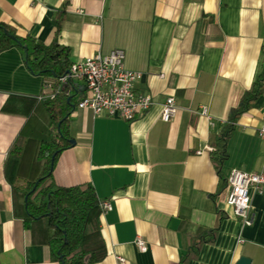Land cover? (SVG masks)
<instances>
[{
    "label": "crops",
    "instance_id": "obj_1",
    "mask_svg": "<svg viewBox=\"0 0 264 264\" xmlns=\"http://www.w3.org/2000/svg\"><path fill=\"white\" fill-rule=\"evenodd\" d=\"M0 20L45 43L56 36L71 62L123 49L125 66L142 71L137 91L154 99L132 120L77 106L68 114L74 142L45 183H90L111 202L98 215L106 255L90 264H119L118 255L124 264H178L185 253V264H234L240 255L264 264V183L250 189L251 223L226 202L232 168L264 171V92L235 121L220 173L210 153L261 68L264 0H0ZM55 79L33 73L15 46L0 52V264H58L45 221L27 218L23 190L43 167L37 146L49 135L50 98L38 95ZM72 82L78 100L88 88ZM167 96L177 110L163 120ZM209 227L213 239L195 252L192 242Z\"/></svg>",
    "mask_w": 264,
    "mask_h": 264
},
{
    "label": "trees",
    "instance_id": "obj_2",
    "mask_svg": "<svg viewBox=\"0 0 264 264\" xmlns=\"http://www.w3.org/2000/svg\"><path fill=\"white\" fill-rule=\"evenodd\" d=\"M56 32L59 29L57 22ZM8 30L15 38L5 33ZM19 41V43L17 42ZM17 47L33 73L57 78L67 71L71 61L67 47L61 45L56 36L45 43L31 34L20 35L16 27L0 20V52L6 48ZM26 47V53L24 51ZM78 86L72 81L65 84L53 98L46 100L45 106L50 116V128L47 138L40 140L37 146V157L43 167L36 179L28 180L23 187L26 195V212L28 219H43L48 229V245L50 256L58 264L63 256L64 264H90L101 260L106 255V246L99 228L98 215L101 212L100 201L90 183L60 185L45 181L52 173L51 160L69 141L67 119L70 110L76 106L74 100ZM264 92V59L260 70L250 88L242 94L237 106L229 110L227 123L216 135L214 148L210 151L217 171L227 157L226 142L233 131L237 118L249 109L259 95ZM15 143L12 152H18ZM216 228L203 230L191 244L197 251L203 240H212ZM186 253L178 264H185Z\"/></svg>",
    "mask_w": 264,
    "mask_h": 264
},
{
    "label": "built area",
    "instance_id": "obj_3",
    "mask_svg": "<svg viewBox=\"0 0 264 264\" xmlns=\"http://www.w3.org/2000/svg\"><path fill=\"white\" fill-rule=\"evenodd\" d=\"M142 76V71L128 68L124 64V50L113 48L102 54L94 52L81 59L72 61L66 72L53 81L46 82L50 89L41 93L38 98H53L57 92L69 81L83 80L88 92L82 93L76 106L88 108L93 114L119 116L132 120L145 112L154 99L150 93L137 91L135 83ZM177 104L173 96H167L162 102L161 118L169 120L175 114ZM201 113L207 115L206 106H202ZM257 134L264 139V115ZM264 183V171H244L232 168L227 177L228 190L226 202L233 207L234 213L244 223H251L250 189L258 190ZM101 211L112 208L109 200L100 201ZM135 243L139 250H145L147 244L144 238L137 236ZM119 264H124L125 257L118 255Z\"/></svg>",
    "mask_w": 264,
    "mask_h": 264
},
{
    "label": "water",
    "instance_id": "obj_4",
    "mask_svg": "<svg viewBox=\"0 0 264 264\" xmlns=\"http://www.w3.org/2000/svg\"><path fill=\"white\" fill-rule=\"evenodd\" d=\"M5 33L10 35L12 38H15L14 35L11 34L8 30H5ZM17 42L19 43V41H17ZM24 51L26 53V47L25 46H24ZM69 141L71 143H73L74 139L73 138H69ZM53 157H54V154L52 155L51 166H52V163H53ZM60 259H61V263L60 264H64V260H63V256L62 255H60ZM250 261H251L250 257L245 256V255H240L238 257V259L235 261L234 264H250Z\"/></svg>",
    "mask_w": 264,
    "mask_h": 264
}]
</instances>
